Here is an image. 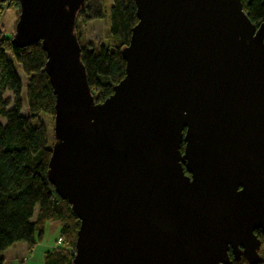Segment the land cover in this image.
<instances>
[{
	"label": "water",
	"instance_id": "obj_1",
	"mask_svg": "<svg viewBox=\"0 0 264 264\" xmlns=\"http://www.w3.org/2000/svg\"><path fill=\"white\" fill-rule=\"evenodd\" d=\"M15 1L13 44L47 53L48 175L80 221L74 264H257L264 22L243 0H135L125 76L96 102L75 32L86 0Z\"/></svg>",
	"mask_w": 264,
	"mask_h": 264
},
{
	"label": "trees",
	"instance_id": "obj_2",
	"mask_svg": "<svg viewBox=\"0 0 264 264\" xmlns=\"http://www.w3.org/2000/svg\"><path fill=\"white\" fill-rule=\"evenodd\" d=\"M10 2L20 11L18 1ZM243 4L251 21L261 25L264 0H243ZM104 6V0H86L78 12L75 27L96 102L110 96L114 85L125 76L126 61L121 49L129 43L132 28L138 22L135 0H112L109 32L115 44L110 47L97 46L91 41L83 43L81 22L102 19ZM14 61L28 77L27 113H22L24 85ZM46 61L42 41L17 47L7 35L0 37V264L7 248L19 241L34 246L52 221L59 224L56 241L61 245L46 253L45 264H74V255L67 248L75 249L80 221L68 201L57 193L48 175L56 134L55 94L46 72ZM7 91L12 96L5 95ZM183 146L184 143L182 149ZM255 233L264 244L262 230L257 229ZM231 257L232 264H250L245 258L235 259L232 253ZM257 264H264L261 254Z\"/></svg>",
	"mask_w": 264,
	"mask_h": 264
},
{
	"label": "rangeland",
	"instance_id": "obj_3",
	"mask_svg": "<svg viewBox=\"0 0 264 264\" xmlns=\"http://www.w3.org/2000/svg\"><path fill=\"white\" fill-rule=\"evenodd\" d=\"M104 3H105L104 6L105 16L102 19H97L89 22H81L80 24L79 30L82 31L80 40L85 44L91 41L97 46L99 44H106L111 47L116 42L109 32V24H110L109 10H110V5L112 4V0H104ZM18 10L19 9L16 6V4L13 3L11 4L10 0L0 3V37H2L4 34L10 38L13 37L14 33L16 32V26L20 15V11ZM9 57H11V55H9ZM14 65H15V70L21 77L22 83L24 85L23 96H22L23 97L22 113H27L28 103L25 96V87L27 84L28 77L23 72L22 67L19 63L14 61ZM5 95L12 96V92L7 91ZM94 97L96 98L97 96L94 95ZM58 226H59L58 222L55 221L49 222V224L46 227L44 237L42 239L43 244L48 243L50 245H56L54 249L58 248V246L61 245L56 241L58 237V229H57ZM50 250L53 249L51 248ZM67 252L71 255H75V249L72 247L67 248ZM259 253L262 256H264L263 242L259 249ZM33 259L36 260V258ZM35 260H33V262L31 261L30 263L36 264Z\"/></svg>",
	"mask_w": 264,
	"mask_h": 264
},
{
	"label": "crops",
	"instance_id": "obj_4",
	"mask_svg": "<svg viewBox=\"0 0 264 264\" xmlns=\"http://www.w3.org/2000/svg\"><path fill=\"white\" fill-rule=\"evenodd\" d=\"M42 239L32 247L24 241L14 243L2 253V264H34L30 263L35 260L33 258H36V264H45L46 253L51 251V248L54 249L56 245L43 244Z\"/></svg>",
	"mask_w": 264,
	"mask_h": 264
},
{
	"label": "built area",
	"instance_id": "obj_5",
	"mask_svg": "<svg viewBox=\"0 0 264 264\" xmlns=\"http://www.w3.org/2000/svg\"><path fill=\"white\" fill-rule=\"evenodd\" d=\"M0 3H1V1H0ZM3 36H4V35H3ZM3 36H2V37H3ZM60 240H61V239H59V242H60ZM220 264H224V263L221 262Z\"/></svg>",
	"mask_w": 264,
	"mask_h": 264
}]
</instances>
